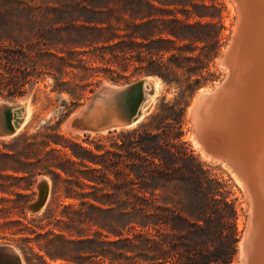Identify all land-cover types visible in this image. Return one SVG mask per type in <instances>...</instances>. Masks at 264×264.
Segmentation results:
<instances>
[{
    "label": "trees",
    "instance_id": "obj_1",
    "mask_svg": "<svg viewBox=\"0 0 264 264\" xmlns=\"http://www.w3.org/2000/svg\"><path fill=\"white\" fill-rule=\"evenodd\" d=\"M186 1L191 0H159L157 6L153 0H0V89L10 95L49 73L55 87L74 99L101 76L118 81L131 67L143 70L144 63L147 72L179 90L176 100L163 98L142 123L109 131L103 137L108 146L74 152L78 161L44 151L60 144L53 140L58 135L17 137L18 147L30 151L27 159L65 172L68 195L81 202L76 210L66 206L63 215L64 229L77 230L78 239L53 231L41 236L52 260H66L60 264H83L76 259L85 252L95 253L94 264L235 263V203L184 138L187 98L201 84L191 82L197 72L188 62L202 40L191 32L194 24L178 16L190 12ZM29 6L50 11L28 19L44 22L40 28L17 27L24 25L18 11ZM24 39L32 56L25 55ZM89 225L96 228L94 237L83 234ZM29 252L28 264H49Z\"/></svg>",
    "mask_w": 264,
    "mask_h": 264
},
{
    "label": "rangeland",
    "instance_id": "obj_2",
    "mask_svg": "<svg viewBox=\"0 0 264 264\" xmlns=\"http://www.w3.org/2000/svg\"><path fill=\"white\" fill-rule=\"evenodd\" d=\"M153 2L155 5L161 6L159 0H153ZM186 2H189L188 9H190V12L181 11L178 16L194 24L191 32L202 40L198 43V49L191 54L193 59L188 62L193 72H197L192 73L191 82L199 81L201 84L187 98L184 138L201 160L205 162L213 177L218 178L223 183L224 192L229 200L235 203L238 211L239 241L234 264H241V246L250 212L248 194L229 164L214 156L206 155L207 153L203 152L201 145L196 143L189 114L190 106L199 94L204 91H212L214 86L219 85L226 77L225 67L218 62L231 43L238 21V10L235 0H191ZM45 7L43 6L41 10H35L29 6L24 10H19L18 13L23 16L24 25L17 27H23L27 30L40 28L42 21L34 23L29 20L37 15L42 17L45 14H51L50 11L47 12ZM42 23L44 24V22ZM44 28L46 29V26ZM28 40L24 39L25 55L32 56L31 50H29L31 42ZM42 47L46 48V45H42ZM200 54L202 56L198 58ZM42 56L47 57L44 53ZM168 56L170 54H166L164 59ZM143 65V70L135 72L131 67L129 72L118 81L101 76L100 81L78 90L74 99L68 92L55 87L54 77L49 73H43L37 79L33 78L34 81L26 83L21 92H16L13 95H10L7 89H0V99L7 101L9 105L13 106L14 103L26 101V104L31 107L29 122L16 135L0 137V244L16 246L21 252L24 264H28L27 260L31 257L30 250L42 254L49 264L66 263L63 258L54 261L46 254L42 247L44 239L41 236L53 231L70 239H78L79 233L77 230L68 231L64 229L66 218L63 215L66 206H72V209L76 210L80 208L81 202L79 199L68 195L65 172L57 165H36L34 159H27L30 151L18 147L17 137L23 133L30 136L40 131L58 135L53 140L60 142V144L52 143L44 151L54 150L63 159L74 161H78L74 152H79L80 148L97 152L98 146H108V141L103 138L109 135L108 132L75 134L68 131L64 123L72 113L86 103L101 82L108 81L115 85H125L148 75H157L147 72L146 64ZM160 81L163 87L160 90L158 99L150 109L151 113L162 102L163 98L174 101L179 97L176 84L170 86L161 79ZM0 110V121L3 123L2 117L5 116V112H3V116L2 111L4 110ZM24 110L26 111L25 108ZM12 114V121L15 118L20 120L22 111L20 113L15 109ZM62 137L68 140L70 145H63L64 140ZM39 179L43 180V184L37 187ZM46 181L50 184L48 201L39 212H33L28 208V204L34 203L38 199L42 187L45 188L47 185ZM89 190V188H85V191ZM84 227L86 231L83 234L86 237H94L96 228L90 225ZM80 246H76V256L79 255ZM83 255L84 257L76 260L83 264H94L97 260L93 252H85ZM69 263L77 264L75 262Z\"/></svg>",
    "mask_w": 264,
    "mask_h": 264
},
{
    "label": "bare ground",
    "instance_id": "obj_3",
    "mask_svg": "<svg viewBox=\"0 0 264 264\" xmlns=\"http://www.w3.org/2000/svg\"><path fill=\"white\" fill-rule=\"evenodd\" d=\"M235 2L237 25L227 51L218 62L225 67L226 77L222 82L226 83L222 91L214 96L205 114H199L198 134H194V139L206 155L229 164L247 194L251 193L248 228L241 246V264H264V0ZM232 42L235 44L228 53ZM162 87L157 78V92ZM208 92H201L199 97ZM9 106L11 122L15 123L18 119L12 121V112L16 109L21 113L22 109L18 104ZM0 109H3L1 102ZM25 109L22 126L31 118L29 104H25ZM2 118L4 121L5 116ZM203 143L210 153L206 152ZM40 181L37 187L43 184V180ZM44 192L47 193V202L49 182ZM245 244L251 249L250 256H245ZM17 252L24 264L18 249Z\"/></svg>",
    "mask_w": 264,
    "mask_h": 264
},
{
    "label": "water",
    "instance_id": "obj_4",
    "mask_svg": "<svg viewBox=\"0 0 264 264\" xmlns=\"http://www.w3.org/2000/svg\"><path fill=\"white\" fill-rule=\"evenodd\" d=\"M235 42H232L228 53ZM228 53L226 55L227 57ZM157 78L162 80L158 75H148L125 85H115L108 81L101 82L86 103L66 119L64 123L65 128L75 134L104 133L134 127L142 123L150 115V109L159 97L160 90L157 92L156 89ZM225 83L222 82L219 86L215 85L212 91L200 97L198 96L194 100L195 102L193 101L194 104H191L189 114L192 122V132L195 135L198 134L197 125L200 120L198 119L199 114H205V110L213 102L214 96L222 91ZM0 102L5 112L4 121L0 123V137L16 135L27 124L22 126L25 118L24 108L26 101L14 103L18 104L22 109L21 119L15 123L11 122V107L8 102L3 99H0ZM202 145L206 152L210 153L205 143ZM221 154L226 157L224 153ZM226 158L230 160L228 156ZM250 194L248 196L252 201V195ZM46 199L47 193L44 192V187H42L38 199L34 203H29L28 208L33 212H39L45 206ZM17 249L14 245L0 244V264H23ZM245 250V256L252 254L251 249L246 244Z\"/></svg>",
    "mask_w": 264,
    "mask_h": 264
}]
</instances>
